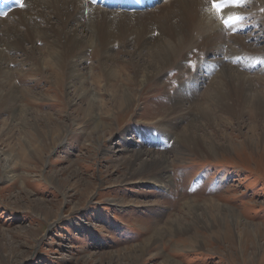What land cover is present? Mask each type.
<instances>
[{"label": "rangeland", "instance_id": "1", "mask_svg": "<svg viewBox=\"0 0 264 264\" xmlns=\"http://www.w3.org/2000/svg\"><path fill=\"white\" fill-rule=\"evenodd\" d=\"M246 21L250 24L242 33L259 29L253 18ZM46 43H38L45 57ZM245 46L264 49V41H247ZM114 47L116 66L134 75L130 63L121 62L129 61L124 51H132V46L123 49L117 42ZM206 52L198 49L182 59L187 70L180 80L192 82L198 63L211 61ZM11 54L7 60L12 68L3 69L6 92L13 83L18 91L54 90L53 64L41 70L21 51ZM87 55L84 71L93 69L87 80L91 92L75 100L61 95L59 100L0 105V264H264V117L256 118L247 110L239 120L221 115L227 120L217 118L208 124L200 118L197 125L204 127L198 133L206 131L229 148L211 156L194 155L183 150L174 136L163 138L159 129L166 125L172 105V93L165 85L168 78L178 82L179 67L164 70L157 80L163 86L148 83L132 105L114 109L110 87L105 90L93 82L110 64L99 65L93 49ZM261 66L239 70L264 76ZM215 71L204 72L207 77L195 101L204 102ZM126 74L111 86H132ZM261 80L257 86L264 93ZM62 84L66 90L68 84ZM95 94L108 109L82 111L80 107H86ZM188 121L180 124V130ZM99 138L105 140L97 145ZM136 148L168 158L162 161L169 176L166 187L160 188L151 173L134 183L120 181L128 169L124 164L128 151ZM5 156L15 166L11 180L4 176L1 158ZM197 175L201 181L192 182ZM210 202L232 209L241 224L215 220L205 208ZM190 203L196 208L187 206ZM170 223H177L175 231Z\"/></svg>", "mask_w": 264, "mask_h": 264}, {"label": "bare ground", "instance_id": "2", "mask_svg": "<svg viewBox=\"0 0 264 264\" xmlns=\"http://www.w3.org/2000/svg\"><path fill=\"white\" fill-rule=\"evenodd\" d=\"M118 2L23 0L21 7L14 0L16 10L8 13L0 9L3 11H0V56L3 58L0 59V101L3 100L0 105L13 101L18 103L21 100H48L52 97L59 100L61 95L75 100L79 94L91 92L92 87H88L87 80L93 69L88 68L89 71L85 72L84 66L89 58L87 52L93 49L99 65L110 64V67L105 68L96 78H92L99 87L102 86L105 90L110 87L108 90L111 91V105L114 109L132 105L140 95L139 89L148 83H154L157 87L163 86L164 82L159 84L157 80L164 74V70L171 66L179 67L176 74L178 82L175 80L177 83L173 84L172 79L168 78L165 85L172 93V105L164 121L166 125L163 127L161 124L159 129L163 138L166 135L174 136L181 143L183 150H189L194 155L211 156L229 148L214 141L206 131L198 133V128L204 127L202 124L197 125L200 118L206 119L208 124L215 123L217 118L220 122L233 116L239 120L247 110H252L256 118L264 117V93L257 86L264 76L260 77L257 73L252 77L239 70L240 66L257 67L264 64V49H248L245 46L247 41H264V36L260 34L264 33V12H260L264 11V0H243L241 7H233L228 0H217V7L222 11L213 7V0H160L158 5L152 6H148L146 2H140L139 5L128 0ZM124 3L128 5L126 8H123ZM250 18H253L254 27L258 26L259 29H254V33L244 34L242 32L250 24L246 20ZM225 20L228 21L227 26L223 23ZM40 40L47 42L46 57L39 53ZM117 42H120L123 49L132 46V51H124L129 61L123 59L121 62L130 63V67L135 69L134 75L126 74L124 67V70H120L116 66V60L119 58L114 54V45ZM198 49L207 51L205 54L212 57L211 61L198 63L199 69L192 77L191 83L180 80L179 76L186 69L185 65H182V59ZM12 51H21L24 59L37 63L34 66L38 65L41 70L53 64V75L56 76L57 84L54 90L37 93L18 91L19 86L13 83L14 87L11 86L10 91L6 92V72L3 69L12 68L11 60H7ZM215 69L210 77L212 83L208 84L210 89L204 97V102L195 101L196 91L203 86L207 77L204 72L209 75ZM263 70L264 68L262 72ZM122 73L127 75L129 80H126L133 85L111 86V82L118 79ZM62 78L68 84L66 90H62ZM103 80L107 85L109 83V86L106 87ZM19 81L25 84L22 78ZM33 82L37 85L36 81ZM97 99L99 101L95 105L92 101ZM93 100H89L86 107L80 109L88 112L108 109L98 94L94 95ZM221 115L227 117L224 119ZM186 119L189 121L180 130V124ZM106 128H101L100 131L104 134ZM103 140L105 138H99L97 145ZM27 147L30 148L28 145ZM128 153L124 163L128 165V169L120 181L134 183L151 173L160 188L167 186L169 176L166 175L162 162L166 158L165 155L154 156L151 150L139 148L129 150ZM0 154L3 155L1 150ZM1 159L4 161V176L7 180L14 179L15 166L7 163L10 160L8 157ZM187 206L196 208L192 203ZM205 208L212 212L215 220H219L221 224L226 221L229 224H241L238 215L226 206L210 202L205 203ZM221 224L215 227L218 228ZM176 225L170 223L174 231ZM246 225L249 224L245 223ZM226 233L229 235V231Z\"/></svg>", "mask_w": 264, "mask_h": 264}, {"label": "snow or ice", "instance_id": "3", "mask_svg": "<svg viewBox=\"0 0 264 264\" xmlns=\"http://www.w3.org/2000/svg\"><path fill=\"white\" fill-rule=\"evenodd\" d=\"M228 2L233 6V7H241L243 6V0H228ZM16 3L23 7L22 0H16ZM213 7L217 8V11H222V9L217 7V0H213ZM230 19H235V17H230ZM224 25L227 26L228 21L225 20L223 21Z\"/></svg>", "mask_w": 264, "mask_h": 264}]
</instances>
